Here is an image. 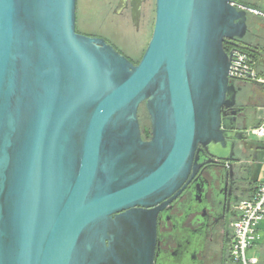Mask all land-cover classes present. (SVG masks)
I'll list each match as a JSON object with an SVG mask.
<instances>
[{
	"label": "water",
	"instance_id": "water-1",
	"mask_svg": "<svg viewBox=\"0 0 264 264\" xmlns=\"http://www.w3.org/2000/svg\"><path fill=\"white\" fill-rule=\"evenodd\" d=\"M253 11L155 0L134 64L76 32V0H0V264H154L157 213L249 140L235 107L253 79L224 43L252 46Z\"/></svg>",
	"mask_w": 264,
	"mask_h": 264
},
{
	"label": "flooded vegetation",
	"instance_id": "flooded-vegetation-1",
	"mask_svg": "<svg viewBox=\"0 0 264 264\" xmlns=\"http://www.w3.org/2000/svg\"><path fill=\"white\" fill-rule=\"evenodd\" d=\"M244 2L255 6L248 0ZM77 3L78 0L76 5ZM137 6L139 12L136 14L134 10L136 11ZM93 10L97 16L89 17L90 21L81 26L77 23L76 9V32L102 38L136 64L152 35L155 0H101L93 5ZM94 22L98 28L95 31L87 29ZM250 32L248 30L246 33L244 44L251 43ZM140 37L145 38V43L141 51H138V56H135L133 50ZM233 43H224L227 53L230 52L228 47ZM251 45L244 49L248 55L252 54L248 48L253 51L259 49L256 41H252ZM235 109L234 128L249 130L246 125L249 115L247 107L237 102ZM142 138L148 140L150 134L147 138ZM248 138L252 140L250 135ZM236 145V149L242 150H236L235 158L238 161L203 163L180 194L157 213L154 264H238L230 256L232 222L238 214L237 203L245 198V191H251L255 186L245 174L246 159L252 144L240 139L236 141ZM263 146L262 143L257 144V147ZM256 247L257 264H264V236Z\"/></svg>",
	"mask_w": 264,
	"mask_h": 264
},
{
	"label": "crops",
	"instance_id": "crops-1",
	"mask_svg": "<svg viewBox=\"0 0 264 264\" xmlns=\"http://www.w3.org/2000/svg\"><path fill=\"white\" fill-rule=\"evenodd\" d=\"M248 1L254 4L255 6L253 7L257 9V12H249L248 15V29L251 31L249 41L251 43L252 41L254 43L256 41L259 45V49H254L253 51L254 54H257V63H254V72L257 79L247 82H238L237 85L242 87L238 94V102L247 107L249 115L246 119V125L250 129L264 121V0ZM250 138L252 140H246L252 145L250 147L251 150H249L250 154L246 159L247 165L245 163L247 166L245 174L255 186L257 183L264 180V146L257 147L258 143L264 145V138L257 139L252 135H250ZM251 191H245V193H247L245 197H248ZM262 229L263 231H261ZM258 233L259 242L264 236V219L259 226Z\"/></svg>",
	"mask_w": 264,
	"mask_h": 264
},
{
	"label": "built area",
	"instance_id": "built-area-1",
	"mask_svg": "<svg viewBox=\"0 0 264 264\" xmlns=\"http://www.w3.org/2000/svg\"><path fill=\"white\" fill-rule=\"evenodd\" d=\"M257 12V11H255ZM252 58L241 52H236L232 61L231 75L245 77L249 72L251 79H257L254 72ZM239 69L242 72H239ZM249 135L255 138H264V121L249 129ZM237 217L232 222V240L230 256L238 264H257V254L248 256L247 250L255 246L259 240V226L264 219V180L260 181L252 189L248 197L241 199L237 205Z\"/></svg>",
	"mask_w": 264,
	"mask_h": 264
},
{
	"label": "rangeland",
	"instance_id": "rangeland-1",
	"mask_svg": "<svg viewBox=\"0 0 264 264\" xmlns=\"http://www.w3.org/2000/svg\"><path fill=\"white\" fill-rule=\"evenodd\" d=\"M78 1H79V3H77V5H76L77 21H78L77 23L81 26L82 25L84 26L85 24H87L86 22L90 21L89 17L93 18V17L97 16V13H95L93 10V5L94 6L97 5L98 3H100L101 0H78ZM97 28L98 27H97L96 22H94L93 25L87 26V29H89L91 31H95ZM144 43H145V38L140 37L136 43L134 50H133L134 51L133 54L135 56H138V51H141V49L144 46ZM238 101H239V98H237V102ZM137 115H138V120H139V125H140V130H141L142 136L144 138L145 137L147 138L148 135L150 134V121H149L148 113L146 111L144 103L140 104L138 111H137ZM261 231H263V229ZM257 252H258V250H257ZM257 252L255 251V246H253L247 250V255L249 257L255 256L257 254Z\"/></svg>",
	"mask_w": 264,
	"mask_h": 264
},
{
	"label": "trees",
	"instance_id": "trees-1",
	"mask_svg": "<svg viewBox=\"0 0 264 264\" xmlns=\"http://www.w3.org/2000/svg\"><path fill=\"white\" fill-rule=\"evenodd\" d=\"M246 3V2H245ZM248 4V3H247ZM255 8V7H254ZM256 9V8H255ZM257 10V9H256ZM260 11V10H259ZM225 47V46H224ZM234 48H238V49H240L241 51L240 52H246L247 54H249L247 51H244V47L241 45V44H238V42H234L231 46H229L228 47V50L230 49V50H232V49H234ZM226 49V48H225ZM252 52V56L250 55V57L252 58V62H253V65L255 66V64L254 63H257V54H254L253 53V51H251Z\"/></svg>",
	"mask_w": 264,
	"mask_h": 264
}]
</instances>
